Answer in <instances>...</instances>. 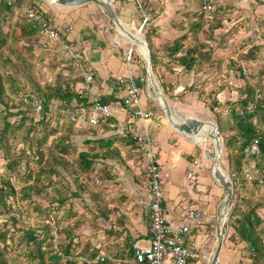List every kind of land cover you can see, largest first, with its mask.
Returning a JSON list of instances; mask_svg holds the SVG:
<instances>
[{
	"label": "trees",
	"instance_id": "obj_1",
	"mask_svg": "<svg viewBox=\"0 0 264 264\" xmlns=\"http://www.w3.org/2000/svg\"><path fill=\"white\" fill-rule=\"evenodd\" d=\"M32 8L37 13L41 12L33 0H12V3H8V0H0V104L6 111L5 113L3 109L0 110V120L3 123L0 126V148L5 151L7 158L5 170L7 174L2 175L0 179V217L10 214L0 227V264H17V259L21 256L26 259L27 264H89L82 258L91 260L100 255V249L88 242L78 253L74 246L76 244L74 229L86 222L87 217L79 218L75 224L70 222L68 226L60 227L57 235L52 232L55 226L52 225L51 220L54 219L60 225L66 217L64 214L60 215V212L67 201L73 197H81L84 188H90L89 184L92 186L91 194L100 193V196L103 194L106 190L105 184L101 183L94 187L93 184H96L94 182L92 184L95 178L92 173L96 174L98 182L113 178L110 167H95V161L99 157L106 159L114 154L119 155L117 147H113L114 144L119 142L124 147L131 146L134 157L138 159L140 157L142 161L143 155L138 151L130 132L115 136L107 134L120 126V123L113 119L114 117L101 118L93 125L87 122L81 125L79 119L71 118L72 115L80 117L82 110L90 105L89 94L85 87L80 88L85 77L79 73L78 64L67 55V50L57 41H50L41 32L45 23L54 25L50 16L42 13L41 19H34L28 11ZM201 10L189 14V17L194 19L188 17L190 23L187 26L186 21H182L183 25H179L180 28L187 27L188 30L175 39L174 44L167 49L166 56L170 64L181 65L185 70L196 68L197 71L204 69L205 66L215 68L217 61L222 63L227 57L229 71L238 70V77L245 83L243 87L233 88L240 93L237 99H228L225 102L215 99L211 106L207 107L215 113L219 132L225 137H223V146L230 160H228L229 177L233 187V197L229 206V217L223 227V235L227 236L231 245L235 247L244 243L245 256L250 258L253 264H264V215L258 210L259 205L262 207L264 203V197L259 199L258 203H253L255 190L264 185V61L258 63L260 76L256 83H252L251 79H254L257 70L247 69L245 66L249 61L264 60V44L259 46L256 44V39L245 38L238 44L239 46L233 47L232 51L226 52L223 49L225 55L216 61L213 54L221 47L213 46L217 43L214 33L225 18L228 17L227 20H230V16H223V13H230L229 8L216 6L209 21ZM9 19L13 21L9 23ZM207 22L209 30L203 38L200 31ZM256 24L262 31L259 33V38L264 40V18H260ZM249 28L251 26L248 19H240L226 32V36L234 37L241 29ZM145 31L146 38L152 46L156 29ZM48 59L51 60L47 63ZM161 62L156 49L152 50L151 65L154 72ZM40 66L52 71L59 69L60 71L56 72V78L50 81L42 79L38 73ZM63 70L68 71V75H64ZM221 75H223L222 71L215 77ZM117 81L120 82V86L124 85L125 90L127 78ZM138 84L142 90L144 83L139 81ZM222 90L223 87L216 91L218 93L216 95L219 96ZM109 97H105L103 101L110 104ZM35 99L41 101L42 105L38 121H34L28 112L34 110ZM121 100V105L125 106L123 97ZM57 102L58 105L54 107ZM149 106L154 109L157 105L149 100ZM16 108L17 110L13 111ZM151 108L147 107L146 110L154 116L155 113ZM127 111L130 116L131 113L133 114L132 109ZM49 113L50 116H47ZM11 115H17L20 119L11 122L9 119ZM54 120L56 124H53ZM78 132L95 135L96 138L93 135L91 139H85L87 150L78 151V146L71 137ZM17 136L28 144L30 150L25 159L27 167L23 171L20 170L22 157L28 151L22 148L19 154L12 152L11 141ZM255 139L259 140L261 149L260 155L253 156L257 175L253 179H248L243 173L245 148ZM76 152L78 156L75 157ZM35 158L38 159L36 169L30 164ZM157 163L161 165L159 159ZM139 164L136 169L140 170L142 176L139 183H142L147 180L149 174L146 172V167L142 163ZM59 166L69 170L77 184L75 189L71 188L68 180L63 184L59 183L60 179L65 178L58 169ZM106 168L109 169V173L106 172ZM53 176H57L58 179H54ZM140 176L138 175L137 180ZM12 177H15L14 181ZM82 180L85 183L84 187L78 184ZM249 187L251 189H248ZM52 190L54 194L50 193ZM248 190L250 193L247 192ZM43 194L50 198L49 202H56V205L45 206L34 198V195ZM26 201L29 203L27 204ZM99 213L105 219H109L110 211L106 205ZM67 214L73 216L76 212L70 207ZM94 218L90 223L96 225L97 221H94ZM9 220L12 222V228L6 227ZM108 232L117 233L113 227ZM7 241H11V248H15L14 256L9 255L10 247ZM136 242L137 239L130 236L123 241V244L120 243L116 247L114 243L105 244L106 252L101 255L103 259L99 264H136L133 248Z\"/></svg>",
	"mask_w": 264,
	"mask_h": 264
},
{
	"label": "crops",
	"instance_id": "obj_2",
	"mask_svg": "<svg viewBox=\"0 0 264 264\" xmlns=\"http://www.w3.org/2000/svg\"><path fill=\"white\" fill-rule=\"evenodd\" d=\"M33 1L39 6L42 13H46L50 16L51 21H53L54 25L59 29L70 27L71 32L69 38L77 44V51L80 57L78 69L92 72L95 75V82L85 87L89 94V101L92 95H99L102 100L110 96V105L114 112L113 119L120 123L121 127H124L131 133H140L148 130L157 141L159 163L163 168V173L165 172L167 174L164 184V203L167 208L168 217L174 224L185 222L187 210L180 208L181 204L188 203L192 205V207H197L194 205H198L197 208L207 211L212 220L210 224L201 229H197L191 224L190 235L199 240L201 244L200 251L211 254L212 258L216 256L221 264L222 256L224 258H229L227 251L222 247L227 246L229 252L232 250L235 252L236 256L234 257V261L236 264H251V261H249L251 259L246 257L243 251L244 243H240L235 247L231 245V241L227 236L223 235L225 222L222 225L221 240L219 239L220 216L224 207L223 200L227 197V189H225V187L213 176V166L218 157L216 156L212 166L210 165L209 172L203 163L214 158L215 149L217 150V140H214L213 136L217 138L216 134H208L205 127L197 128L198 131L195 130V132L193 131L196 127L189 132L185 129L181 130L176 128L171 121L174 117L173 114L177 115V121L181 123L186 122L187 126L189 125L188 121H190V117L206 123L212 120L209 116L212 111L208 107H206V109H209L208 112L203 114L198 111L196 106H193L195 102L203 103L195 98L196 92L192 91L194 88L193 85L205 79L206 75L204 73L208 72L209 69H201L200 71H197L195 68L184 70L183 66L174 63L170 64V62H168L169 58L166 56L167 49L174 44L177 38H173L171 26L168 24L170 20L167 18V16L169 17L171 15L173 5L168 2L162 14L158 16L156 20L154 19L148 22L146 29H151L153 27V29H156L157 33V37L153 39V45L150 46L146 36L143 38L137 35L136 29L140 25L141 13L143 11L137 5V0ZM235 1L238 5H242V3L245 5L244 1ZM223 2L224 4L220 3L219 6L227 8L229 5L228 2L230 1L223 0ZM241 11L243 10H237V12L240 13ZM223 16H230L231 19L233 17V20L236 22L238 21L236 15L232 16L231 13H223ZM227 18L225 19L227 20ZM144 33H146V31H144ZM132 35L138 36V39L147 46L149 61L147 56L146 59L148 63H151V51L155 50L154 47L156 46L158 58L162 61L158 65L156 72H154L152 65H149L150 67L144 65L146 62L141 58L142 50L138 43H135L138 49L135 53V57L144 62L139 65L134 64L131 68L127 67L124 62L123 54L131 43L135 42ZM159 35L160 37H158ZM217 50L220 51V48ZM131 71L142 74L149 79V82L147 80V82L142 85L144 86L143 90H145H142L143 93H141L142 106L144 109L147 107L151 108L149 106V100H152L157 106L154 109L151 108L155 115L151 116L148 120L133 119L129 112L121 105V99L125 90L124 85L120 86V82L117 80H126V77ZM201 72L204 73L201 74ZM159 77L164 78L165 82H162ZM152 78L154 81H152ZM84 83L85 82L80 86H84ZM151 87L157 95L158 92L161 91L160 94L167 103V107H165L164 103L162 106H164L166 110H162L156 103L157 101L153 98L152 91L150 92ZM225 91L226 87H224V90H222L219 95L225 96ZM190 126L192 127V125ZM208 129L211 133V126H208ZM197 133L199 134L196 136L193 135ZM210 139L214 147H216L214 151L211 152L203 150L200 146L204 142L207 144ZM219 159V165L225 174L227 172L224 171V167L221 165V158ZM142 164L144 166V163ZM187 176L191 178L188 179ZM227 177L230 181L229 172ZM214 183H218L221 188H212ZM143 184L144 182L136 186L139 191L138 194L142 197H144L143 195L145 192ZM210 188L213 190L212 194L214 195L212 200H210L208 195ZM222 188L225 190L224 195ZM205 202L209 203L208 209L203 207ZM208 210H211L212 214H210ZM145 216L146 224L140 226V230L137 231L135 236L137 242L142 246L148 245V208H146ZM227 216L229 217V208L226 217ZM223 241L225 242L224 245ZM244 257L248 259L247 262L243 260L245 259ZM190 264H211V261L197 259L192 260Z\"/></svg>",
	"mask_w": 264,
	"mask_h": 264
},
{
	"label": "rangeland",
	"instance_id": "obj_3",
	"mask_svg": "<svg viewBox=\"0 0 264 264\" xmlns=\"http://www.w3.org/2000/svg\"><path fill=\"white\" fill-rule=\"evenodd\" d=\"M52 1H54V0H52ZM139 1H141L142 5H143L142 10L145 11L150 16V21H153L154 19L156 20L157 17L162 14V12L166 9L168 2H170V4L173 5V9L171 12L172 16L171 15L169 17L167 16L168 20H170V22L168 21V24L171 26L170 28L172 30L171 34H173L172 35L173 38L178 37L179 36L178 34L186 33V31L188 30L187 27L185 29L184 28L182 29V28H180L179 25L182 26L183 25L182 21H186L185 25L187 26L190 23L189 19H191V20L194 19L193 17H189L190 16L189 14L191 12H196V11L202 9L200 7L201 6L200 0H139ZM229 1H230V2H228L229 5L227 7L230 8L229 12L231 13V15L232 16L236 15L237 20L248 19V22H250L249 26H251V28H249L247 30L241 29L236 36H234V37L232 36L231 38H227L226 32L233 25L237 24V22L235 20H233V17H232V19L230 18V20H226V19L223 20L222 25L220 27L216 28L215 33H214L216 40H217V43H215L214 46L217 45L218 47H221L220 51L217 50L214 53L215 55L213 54V57L216 56L215 57L216 59L224 56L225 51L226 52L232 51L233 47L239 46L238 44L243 42L245 38L256 39L257 40L256 44H258L259 46L264 44V40L259 38L260 37L259 33L262 31H260L261 30L260 27L256 24L260 18H264V0H240V1H244L245 5H244V3H242V5H238L235 3L236 2L235 0H229ZM114 3H113V5H114ZM220 3L224 4L223 0H215V6H219ZM237 10H243V11H241V13H240V12H237ZM204 13H205V18L208 21L212 19V16H211L212 11L211 12L204 11ZM31 17L34 18L33 16H31ZM188 17H189V19H188ZM10 21L12 22L13 20L9 19V23H10ZM208 25L209 24L207 22V24L204 26V29H202L200 31L201 36L203 38H205L204 35H206V33L209 30ZM253 25H254V27H252ZM6 26L7 25H5V27ZM152 29H153V27H152ZM263 30H264V26H263ZM18 31L19 30H17V32ZM144 31L142 33L138 34V36H142L144 38L146 36V33H144ZM156 37H157V33H156ZM158 37H160V35ZM163 44H164V42H163ZM154 49H156V46L154 47ZM222 49L225 50V51L223 50V53H222ZM37 50H39V49H37ZM148 54H149L148 51H146L145 55L147 56V59H148ZM233 56H234V54H233ZM235 57H236V55H235ZM50 60L51 59H48L46 62L48 63ZM228 60L229 59L227 57L224 58L222 63H219L216 60L218 63L217 65H219V66H217L215 64V61H213L214 65H216L215 68H213V67L208 68L205 66L204 69H206V68L209 69L208 72H205V73L201 72V74L204 73L206 75L205 79L202 80L200 83L198 81L199 85L198 84L193 85L194 88L192 91L196 92L195 98L199 102L203 103V104H201V103L195 102L193 106H196L198 108V111L202 112L203 114H206L208 112L209 109H206V107L211 106V104L214 102L215 99H217L218 101H219V99H221L220 101L225 102L228 99L229 100L230 99H237L240 95L239 91H235L234 89H237V87H240V86L243 87L245 83L243 80H241L238 77V74H239L238 70L232 69L231 71H229V68H228L229 61ZM263 61L264 60H257V61H249L248 63H245V66L247 69L249 68V69L257 70L255 72L254 79H251L252 83H256L259 80L260 75L258 73V65H259L258 63L263 62ZM144 65L145 66L148 65V63H145ZM148 67H149V65H148ZM58 71H60V69L56 70V71H54V70L52 71L49 68L44 67V66H40V68L38 69V73L42 76V79H48L50 81L54 80L56 78V72H58ZM221 71H222L223 75L215 77V75H217ZM246 71L248 72V70H246ZM79 73H81L83 75V70L79 69ZM63 74L68 75V71L63 70ZM160 80L162 82H165L164 78H160ZM206 80H208V81H206ZM82 87H86V84ZM82 87L80 86L81 89H82ZM222 87L223 88L226 87V91L224 92L225 98H221V95H219V96L216 95V94H218V93H216V91H218ZM142 88L144 89V86ZM142 90H141V93H143V91H145V90H143V91ZM151 91H152L153 98L156 99L155 101H157L156 103L160 106V108L162 110L165 109L166 106L165 107L162 106L163 104L160 101L159 96H156L157 94H155V91L152 87H151L150 92ZM148 93H149V91H148ZM213 93H215V94H213ZM56 105H58V102L55 103L54 107H56ZM2 109L6 113L4 106L0 104V110H2ZM15 110H17V108L13 109V111H15ZM28 112H30L29 114L33 117L34 121L39 120L41 114L34 112L33 109H31V111L28 110ZM28 112H27V116H28ZM50 114L51 113L47 114V116H50ZM220 115H222V114H220ZM209 116L211 117L212 120H210L208 122H210V123L213 122V124H216L218 126L215 113L210 112ZM9 119L11 120V122H16L20 119V117L17 115H11L9 117ZM52 122H53V124H56L55 120ZM79 124L85 125V123L80 122V121H79ZM1 125H3V123L0 120V126ZM118 128L111 130V132H109L107 134H111V135L115 136V135L121 133L120 130H118ZM218 130H219V128H218ZM107 134H105V135H107ZM93 135L94 134L91 135L88 133H79L78 132V134H76V133L72 134L71 137L73 138V141L76 142V144L78 146V151H80L82 149H86V150L88 149V147L85 144V141H86L85 139H88V138L91 139V136H93ZM219 136H220L219 142H220V145L222 147L221 153H220V151H218V149L217 150L215 149L216 147H214V145L212 144L211 139L208 141L207 144H205V142H204L203 144L200 145L203 150H207L210 152L214 151V149H215L214 158L208 162H203V163L209 172L210 165L212 166L213 161H215L216 156L217 157L220 156L221 165H222V167H224L223 168L224 171L227 172L225 174L228 176V172H229L228 171L229 170L228 160L229 159L227 156V150L223 146L224 134H222L220 132ZM93 137L96 138L95 135ZM97 137H99V135H97ZM11 143H12V146H11L12 152H16L19 154L21 152L22 148H25V150L28 151L27 154L23 155V157H22V164L20 166V170L23 171L27 167V164L25 162L26 156L30 152L28 144H25L23 141H21L20 136L14 137V140L11 141ZM113 147H117V149L119 150V153H120L119 155L114 154L111 157L106 158V159H101L99 157L95 161L96 162L95 167H102V168L110 167L111 168L110 171L112 173L111 176L113 178L112 179H105L103 182H98V181H96V177H97L96 174L92 173L93 177H95L92 180V184H93V182L96 184V185L93 184L94 187H97V185H99L101 183L105 184L106 190L103 192V194L101 196H100V193H99V195H97L95 193L91 194L90 189L92 186H91V184H89L90 188H88V187L84 188L85 191L82 193L81 197H73L67 201V204L65 205V207L60 212V215L64 214V216H66L64 218L65 220H62L60 225L57 224L54 219L51 220L52 225L55 226V228L52 232H54L55 235H57L58 234L57 231H58V229H60V227L68 226V224L70 222L72 224H75V223H77V220L79 218L87 217L88 220L86 222L81 223L78 228L74 229V232L76 233V235H75V243L76 244H74V246H76V251L78 253L81 252V249H83L85 244L89 242L93 246H95L96 248L100 249V251H99L100 255H104V253L106 252V245H110V243L111 244L114 243V245L116 247V246H119L120 243L123 244V241H126L127 237L131 236V237L135 238L137 231L140 230V226L146 224L145 213H146V208H148L147 202L149 199L145 200L144 197L140 196L138 194L139 191L136 188V186L141 181V176H142V175L140 176V170H138L136 168L138 165H140L139 163H144V160L142 161L140 157H139V159L134 157L133 149L130 148L131 146L124 147L122 143L118 142V143L114 144ZM76 156H78V152H76L75 157ZM253 161L255 163L254 159H253ZM6 163H7V158H6L5 151L2 148H0V179H1L2 175L7 174V171H5L6 170ZM30 164L32 165V168L36 169L37 164H38V159L35 158L34 160L31 161ZM251 164L253 165V168H255L254 164L252 162H251ZM58 169H60L62 176L65 177V178L60 179L59 183L63 184V182L68 180L70 182L71 188L75 189L77 184L74 182L73 176L71 175L69 170H67L66 168H61L60 166L58 167ZM106 172L109 173L108 168H106ZM254 174H255V176L257 175V169L256 168H255ZM138 175L140 176L139 180H137ZM187 177H188V179L191 178L189 176H187ZM12 178L14 181L15 177H12ZM53 178L58 179L57 176H53ZM78 184L82 187L85 186V183L83 182V180L80 181ZM218 187L221 188V186L218 183L217 184L214 183L212 185V188L216 189ZM222 189L224 191L223 192V195H224L225 190H224V188H222ZM248 189H251V188L249 187ZM52 191H50V193L54 194V190H52ZM249 191L250 190H248L247 192L250 193ZM212 193H213V190L210 188L209 193H208L210 200H212L214 198L213 197L214 195ZM226 195H228V192H226ZM34 196H35L34 198H36L38 201L42 202L45 206L56 205V202H49L50 198H47V195L43 194L42 196H36V195H34ZM247 196H250V195H247ZM250 197H252V196H250ZM263 197H264V185L263 186L261 185V186H259V188L257 190H255V193L253 194V199H254L253 203L254 204L258 203L259 199H262ZM224 200H223V204H224ZM98 201H99V203H98ZM26 203L28 204L29 202L26 201ZM204 204L205 205L203 207L205 209H208L209 203L205 202ZM263 204H262V207L259 205V208H258L259 212H261L262 215H264V205ZM105 205L107 206V208L110 211L109 219H105L104 216L101 213H99L100 209L102 211V209L105 207ZM194 206L198 207V205H194ZM229 206H230V204H229ZM70 207L73 209L74 212H76V215L68 216L67 211ZM190 207H192V205H189L188 203L187 204L182 203L180 208H182L184 210H188V208H190ZM197 207H192V208L198 209ZM201 210L207 213V211H205L203 209H201ZM208 211L210 214H212L211 210H208ZM9 215L10 214H5V215L0 217V227L3 226V223L8 219ZM95 215H96V218H94ZM93 218H94V221H97L96 225H93L90 223V221H92ZM121 218H123L124 220H121ZM6 227L12 228V222L10 220L7 222ZM111 227H113L114 231H117V233H109L108 230ZM221 234H222V232H221ZM6 243L10 247L9 255L14 256L16 251H15V248H11V244H12L11 241H7ZM224 244H225V242L223 243V245ZM1 245H3V243H1ZM222 247L224 250L227 251L229 258H227V257L224 258L222 256L223 260L221 259V264H236V262L234 261V257L236 256L235 252L232 249H231L232 251L230 250L231 252H229L228 251L229 248L227 246L226 247L222 246ZM113 251H115V250H113ZM247 256H248V254H247ZM244 258L245 259H243V260L247 262L248 259H246V257H244ZM82 259L84 260L85 258H82ZM17 260H18L16 262L17 264H21V263L27 264L26 259L23 256L19 257ZM249 261H251V260H249ZM251 264H253L252 261H251Z\"/></svg>",
	"mask_w": 264,
	"mask_h": 264
},
{
	"label": "built area",
	"instance_id": "obj_4",
	"mask_svg": "<svg viewBox=\"0 0 264 264\" xmlns=\"http://www.w3.org/2000/svg\"><path fill=\"white\" fill-rule=\"evenodd\" d=\"M139 8L142 9L141 1L137 0ZM8 3H12V0H8ZM215 0H202L201 8L206 12H211L215 9ZM29 15L34 19H41L42 12L37 13L35 9H28ZM148 22H150V16L142 11L141 22L136 29L137 35L142 33ZM50 41H57L60 46L67 50V55L73 59L75 63L80 65V57L77 51V44L69 38L71 29L65 27L59 29L56 25L44 24L41 31ZM135 43L127 48L123 54L124 62L128 68H131L134 64H141L144 61L137 59L135 53L138 50ZM141 58L145 60L146 55L144 49L141 47ZM77 51V52H76ZM144 51V52H143ZM150 65V63H148ZM150 67V66H149ZM84 82L88 86L95 82V75L92 72L83 70ZM125 93L123 95L124 105L126 110H133L131 117L133 119L148 120L151 118V112L146 110L142 106L141 102V87L138 84L139 81L143 83L149 82V79L138 74L136 72H130L128 74ZM41 101H34V112L41 114ZM243 113V111H241ZM114 117L112 106L102 100L98 96H93L90 100V105L87 109L82 110L81 116L76 117L72 115L73 120L79 119L80 122L97 124L100 119H107ZM121 134L126 135L127 130L124 127L119 126ZM130 136L135 140L138 151L143 155L144 166L149 177L143 184L145 189L144 198L148 200V232L147 237L148 245L142 246L138 242L133 245L135 262L136 264H190L191 260L204 259L210 260L211 264H220L217 257H211V254L201 252V244L195 237H191V224L197 229L205 228L212 222L208 214L200 209L190 208L186 212L185 222L174 224V222L168 217L167 208L165 206L164 184L167 174L163 173V168L157 163L158 160V143L153 138L148 130L140 133H131ZM261 149L259 140L255 139L250 145L245 148V163L243 167V173L248 179L255 177L253 168L254 164L253 156L260 155ZM228 216H225L227 221ZM103 258L101 255L89 260L84 259L89 264H99Z\"/></svg>",
	"mask_w": 264,
	"mask_h": 264
},
{
	"label": "water",
	"instance_id": "obj_5",
	"mask_svg": "<svg viewBox=\"0 0 264 264\" xmlns=\"http://www.w3.org/2000/svg\"><path fill=\"white\" fill-rule=\"evenodd\" d=\"M150 66H151V63H150ZM189 120H190V121H188L189 122V126L192 125V127L191 126L190 127L187 126L186 122L181 123V122H179L177 120L175 121L173 118L171 119V121L173 122V125L176 128H179L181 130L185 129L188 132L192 131V129L195 128V127H196V129H194L193 132H195V130L198 131V129L203 127V125L206 123V122L201 121V120H195L193 117H190ZM211 124H213V122ZM213 126H215V129H216V131L218 133V134L216 133V136H217L216 146H217L218 151H220V153H221V148L222 147H221L220 142H219L220 138H219L218 126L216 124H213ZM219 158H220V156L218 157V159ZM218 159H217L216 163L213 166V176L215 177V179L217 181H219V183H221L223 185V187H225V189H227V192H228V195H227V197L225 199L224 207H223V210H222V213H221V216H220L219 239L221 240V238H220L221 232H222L221 221L222 220L224 221L225 220V216L227 215L229 204H230V201H231L232 196H233V188H232L231 182L228 180V177L223 173V170H222L221 166L219 165L220 159L219 160Z\"/></svg>",
	"mask_w": 264,
	"mask_h": 264
},
{
	"label": "bare ground",
	"instance_id": "obj_6",
	"mask_svg": "<svg viewBox=\"0 0 264 264\" xmlns=\"http://www.w3.org/2000/svg\"><path fill=\"white\" fill-rule=\"evenodd\" d=\"M132 37H133V40H135V42H133V43H138L139 44V46H141V47H143V49H145V51L147 50L148 51V48H147V46L141 41V40H139L138 39V36L136 37V36H133L132 35ZM148 61H149V54H148ZM150 63V62H149ZM152 80L154 81V79L152 78ZM161 93V91L160 92H158V95L157 96H159V99H160V101L162 102V104L164 103V105L167 107V103H166V101H165V99L163 100V98H162V95L160 94ZM174 115V117H173V119L176 121V117H177V115H175V114H173ZM184 120V119H183ZM182 120V121H183ZM189 126V125H188ZM208 126H211V133H210V130L208 129ZM190 127V126H189ZM203 127H205V130H206V132L208 133V134H216L217 133V131H216V129H215V126H213V124L211 125L210 124V122H207V123H205L204 125H203ZM199 133H197V134H193V135H198ZM218 134V133H217ZM213 139L214 140H217V138L216 137H214L213 136ZM209 156H211V155H209Z\"/></svg>",
	"mask_w": 264,
	"mask_h": 264
},
{
	"label": "clouds",
	"instance_id": "obj_7",
	"mask_svg": "<svg viewBox=\"0 0 264 264\" xmlns=\"http://www.w3.org/2000/svg\"><path fill=\"white\" fill-rule=\"evenodd\" d=\"M143 160H144V159H143ZM224 222H226V221H225V220H224V221H223V220L221 221V227H222V225L224 224Z\"/></svg>",
	"mask_w": 264,
	"mask_h": 264
}]
</instances>
